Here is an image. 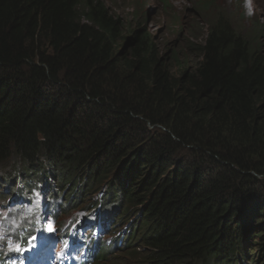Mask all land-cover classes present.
<instances>
[{
  "label": "trees",
  "instance_id": "16d2710c",
  "mask_svg": "<svg viewBox=\"0 0 264 264\" xmlns=\"http://www.w3.org/2000/svg\"><path fill=\"white\" fill-rule=\"evenodd\" d=\"M215 17L168 58L105 0H0V172L142 208L96 264H264V27Z\"/></svg>",
  "mask_w": 264,
  "mask_h": 264
},
{
  "label": "rangeland",
  "instance_id": "374dc122",
  "mask_svg": "<svg viewBox=\"0 0 264 264\" xmlns=\"http://www.w3.org/2000/svg\"><path fill=\"white\" fill-rule=\"evenodd\" d=\"M105 2L113 14L122 17L127 23L145 27L152 34L154 42L159 45L160 53L167 55L168 58L176 50L181 54L180 49H183L185 42L186 44L187 42H201L209 22L214 20L217 14L230 20L234 28L245 35L255 34L254 30L260 25L264 27V0H105ZM206 6L208 10L203 12L202 9ZM262 35L264 36V30ZM256 42H264V37ZM186 52V50L183 51L184 54ZM9 178L12 177L9 176ZM74 186L75 182L70 186L62 187L65 196L75 191H73ZM31 196L32 198L23 193L21 199L28 201L32 212L42 217V209L34 202L37 198L33 197V194ZM90 197L91 195L85 199ZM133 209L129 210L127 206L124 207L126 215L119 223V230L124 228L127 222L129 224L131 222L134 224L135 220L138 222L137 218L142 208ZM133 216L135 219L131 220ZM253 242H257L260 248L264 246V239L253 238ZM98 264L109 263L102 261Z\"/></svg>",
  "mask_w": 264,
  "mask_h": 264
},
{
  "label": "clouds",
  "instance_id": "9594fccd",
  "mask_svg": "<svg viewBox=\"0 0 264 264\" xmlns=\"http://www.w3.org/2000/svg\"><path fill=\"white\" fill-rule=\"evenodd\" d=\"M19 179H22V178L19 177ZM50 184H52L51 186L53 187V191H51V196H52V197H54V198H59V199H61V200L63 201V200H66L67 197L70 196V194L65 196V194H64L65 191H63L62 188L57 187L56 185H54V184L51 183V182H50ZM27 188H28V187H27ZM84 200H85V198H84ZM79 203H80V202H79ZM73 204H74V203H73Z\"/></svg>",
  "mask_w": 264,
  "mask_h": 264
},
{
  "label": "snow or ice",
  "instance_id": "6c2138e0",
  "mask_svg": "<svg viewBox=\"0 0 264 264\" xmlns=\"http://www.w3.org/2000/svg\"><path fill=\"white\" fill-rule=\"evenodd\" d=\"M10 247L14 248L17 251H20L21 250L20 245H18V244H16V245H10Z\"/></svg>",
  "mask_w": 264,
  "mask_h": 264
}]
</instances>
